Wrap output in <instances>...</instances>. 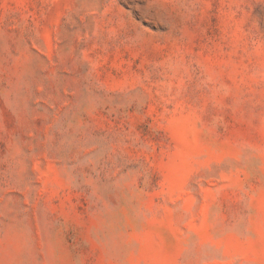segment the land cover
<instances>
[{
	"label": "rangeland",
	"instance_id": "1",
	"mask_svg": "<svg viewBox=\"0 0 264 264\" xmlns=\"http://www.w3.org/2000/svg\"><path fill=\"white\" fill-rule=\"evenodd\" d=\"M0 264H264V0H0Z\"/></svg>",
	"mask_w": 264,
	"mask_h": 264
}]
</instances>
